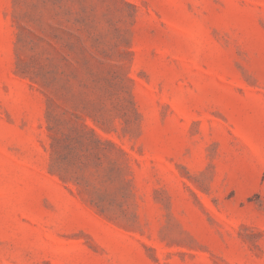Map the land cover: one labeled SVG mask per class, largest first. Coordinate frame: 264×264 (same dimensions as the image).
<instances>
[{"label": "rangeland", "instance_id": "obj_1", "mask_svg": "<svg viewBox=\"0 0 264 264\" xmlns=\"http://www.w3.org/2000/svg\"><path fill=\"white\" fill-rule=\"evenodd\" d=\"M0 264H264V0H0Z\"/></svg>", "mask_w": 264, "mask_h": 264}, {"label": "trees", "instance_id": "obj_2", "mask_svg": "<svg viewBox=\"0 0 264 264\" xmlns=\"http://www.w3.org/2000/svg\"><path fill=\"white\" fill-rule=\"evenodd\" d=\"M87 127H88V126H87ZM88 128H90V127H88ZM90 130L94 131V130H93V129H91V128H90ZM120 150H122V149H120Z\"/></svg>", "mask_w": 264, "mask_h": 264}]
</instances>
